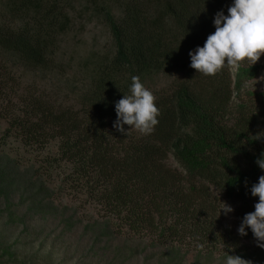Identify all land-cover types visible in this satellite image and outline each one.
<instances>
[{"label": "trees", "instance_id": "trees-1", "mask_svg": "<svg viewBox=\"0 0 264 264\" xmlns=\"http://www.w3.org/2000/svg\"><path fill=\"white\" fill-rule=\"evenodd\" d=\"M232 3L0 0V57L31 73L62 68L54 57L75 5L104 21L113 44L112 54L85 61L80 110L55 109L41 99L24 102L21 111L5 107L10 122L2 141L12 138L36 151L58 143L57 156L45 157L42 167L10 157L0 143V201L8 221L53 219L66 232L83 224L92 247L105 250L123 238L111 250V264L141 255L155 264H224L227 254L264 264L251 230L246 237L237 231L255 210L251 187L264 175L256 164L264 153V94L242 95L259 68L239 67L232 79L227 67L215 77L190 67L189 52L204 46L216 13L227 15ZM7 70L0 63V100L13 83ZM174 74L179 77L168 88L151 91L160 115L150 135L114 128L115 103L130 95L133 76L145 86ZM62 164L72 168L62 183L85 192L103 216L84 224L56 205L50 171ZM223 203L234 211L223 214ZM16 209L24 210L21 217Z\"/></svg>", "mask_w": 264, "mask_h": 264}, {"label": "rangeland", "instance_id": "rangeland-1", "mask_svg": "<svg viewBox=\"0 0 264 264\" xmlns=\"http://www.w3.org/2000/svg\"><path fill=\"white\" fill-rule=\"evenodd\" d=\"M82 7V4L75 5V11L71 14L70 30L60 38L56 49L54 64L61 65L62 68L52 70V73H31L0 57L1 66L8 69L7 71L10 70L8 75L13 82L10 90H7V95H3L0 100V143L6 144L3 149L7 155L24 159L26 166H29V161L26 162L29 159L30 164L42 167L45 157L57 156L58 143L52 142L45 149L36 151L35 148H24L12 138L2 141V135L10 122L4 115L5 107L8 105V109L15 108L19 111L24 107V102L41 99L48 101L55 109L80 110L77 94L82 86L80 81L86 77V70L83 69L85 61L88 62L93 55L99 58L113 52L111 35L104 21L90 12L82 15ZM2 20L0 17V22ZM240 67L249 68L251 65L244 64ZM252 67L259 69L257 75L244 84L242 91L244 96L247 93L264 94V55ZM236 71L237 68H230L232 79ZM177 77L179 74L150 80L146 82L145 87L150 91L163 90ZM169 165L176 167L172 160H169ZM71 172L72 168L68 164H62L61 168L50 171L53 180L50 185L58 194L54 199L56 205L67 206L68 214L75 213V219L84 224L103 216L100 207L88 202L85 192L78 193L70 184L65 186L62 183L64 175H71ZM3 209L4 204L0 201V264H111L113 246L124 241L123 238L117 239L112 248L107 250L103 245L92 247L89 237L83 234V224L66 232L58 221L53 219L25 217L22 222L13 223L8 221ZM16 213L21 217L24 210L16 209ZM231 222L233 215H229L225 221L227 224ZM144 239L147 243L150 242V239ZM144 257L145 255H141L124 264H155L146 263ZM191 258L192 255L188 260L191 261Z\"/></svg>", "mask_w": 264, "mask_h": 264}, {"label": "clouds", "instance_id": "clouds-1", "mask_svg": "<svg viewBox=\"0 0 264 264\" xmlns=\"http://www.w3.org/2000/svg\"><path fill=\"white\" fill-rule=\"evenodd\" d=\"M224 11L216 13L210 34L203 47L189 52L190 67L205 77H215L224 68H239L247 64L255 65L264 55V0H233ZM130 95L115 103L117 120L114 128L125 133L124 125L130 126L144 135H150L158 125L159 109L156 98L137 76L132 77ZM129 132V131H128ZM264 171V153L256 160ZM252 197H258L254 212L246 214L237 229L241 237L251 230L257 246L264 249V175L251 187ZM221 212L226 216L234 209L223 203ZM220 212V214H221ZM224 264H250L239 256L226 255Z\"/></svg>", "mask_w": 264, "mask_h": 264}]
</instances>
